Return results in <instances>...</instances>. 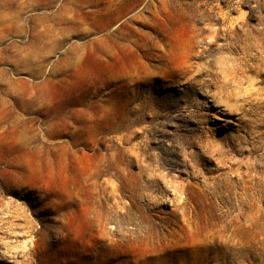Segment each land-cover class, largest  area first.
<instances>
[{"label":"rangeland","instance_id":"obj_1","mask_svg":"<svg viewBox=\"0 0 264 264\" xmlns=\"http://www.w3.org/2000/svg\"><path fill=\"white\" fill-rule=\"evenodd\" d=\"M0 264H264V0H0Z\"/></svg>","mask_w":264,"mask_h":264}]
</instances>
